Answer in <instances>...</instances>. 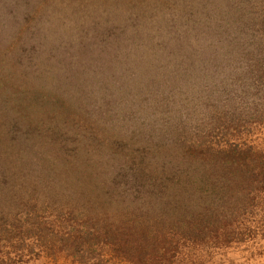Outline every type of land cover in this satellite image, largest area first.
<instances>
[{"label": "rangeland", "instance_id": "374dc122", "mask_svg": "<svg viewBox=\"0 0 264 264\" xmlns=\"http://www.w3.org/2000/svg\"><path fill=\"white\" fill-rule=\"evenodd\" d=\"M84 3L88 19L71 27L76 33L56 27L57 33L39 39L50 66L35 64L36 54H21L2 68L10 75L23 67L12 75L21 79L20 87L33 79L61 86L59 93L83 107L93 123L43 140L17 122L10 105L0 104L21 142L31 146L24 158L18 154L0 165V264H159L155 245L166 264H264V187L250 188L247 177L213 167L230 151H264V0L254 2L256 12L251 5L246 14L236 10L230 17L207 8L208 0H130L123 2L126 8L110 0H71L64 9L73 16ZM104 4L115 6L113 15L100 13ZM9 32L0 30V38ZM98 42H106L101 52ZM182 44L189 50L179 52ZM62 48L68 51L59 57ZM102 74L110 77L102 80ZM111 75L140 93L119 111ZM143 99L148 107L138 104ZM140 114L157 123L158 135L162 129L154 145L148 141L151 124L142 123ZM109 142L127 144L137 152L136 162L156 174L144 173V165L136 170L139 162L113 152ZM67 153L71 163L63 169ZM60 169L66 180L59 187ZM260 189L256 198L244 195L246 202L232 207L234 192ZM238 208L234 220L224 216ZM60 217L62 233L51 227ZM147 220L152 229L140 245L134 240ZM232 224L239 233L225 236ZM119 236L137 249L119 248Z\"/></svg>", "mask_w": 264, "mask_h": 264}, {"label": "trees", "instance_id": "16d2710c", "mask_svg": "<svg viewBox=\"0 0 264 264\" xmlns=\"http://www.w3.org/2000/svg\"><path fill=\"white\" fill-rule=\"evenodd\" d=\"M71 1V0H70ZM69 0H0V30H8L10 29L9 35L2 40L0 38V96H1V103L8 104V107L10 105V111L13 113V117L15 116L17 119V122L21 126H25L32 137H41L43 140H45L49 136H55V135H64L69 136L72 135L71 130H73V126H75V129L82 128L87 123H93L90 118L86 115V112L83 109V107L78 106L77 102L75 104V101H70L71 99H66L65 95L60 94L59 92L62 90L61 86L57 85L53 82L47 83L42 80L41 82H35L33 79V82H28L23 80V87H20L21 79L17 76H19L20 72L22 71L23 67H18L16 70L13 71L10 75L5 74L2 71L3 65L5 63V60L10 59H20L24 55H32L36 54L37 58L34 62H37L35 64L46 63L48 66L49 62L46 60V51L43 49L42 42L40 41L42 36H46L45 34H50L51 31L57 33L56 27H59L60 30H64L66 28L70 29L73 25L79 23V21L86 22V19H88V15L84 14V4L77 5V8L74 11V15L71 16L70 13H67V11L64 9L66 6L71 8ZM104 3H106L109 0H102ZM112 1L113 5L117 7H125L126 5L124 3H130V0H110ZM256 0H208L207 8H219L221 9V13L223 16L228 15L229 17L233 15V13L236 12V10L244 12L243 14H246L248 12L249 8H253V12H256V4L254 3ZM124 2V3H123ZM252 4H251V3ZM155 3V1H154ZM114 7L109 6V4H104L101 7H98L100 13L102 15H110L113 12ZM153 7V4L150 5L148 8L151 10ZM255 9V10H254ZM250 11V10H249ZM252 11V10H251ZM155 14V13H154ZM113 15V13L111 14ZM107 16V17H108ZM159 16V15H158ZM39 17H42L40 21H38ZM43 18L47 22H41ZM37 22V25L34 26L33 22ZM41 22V23H40ZM16 23L18 27H16ZM39 24V25H38ZM73 32L76 33V30L74 28H71ZM29 35V36H28ZM59 36V35H58ZM65 36H63L64 38ZM30 38V39H29ZM30 40V42L28 41ZM40 39V40H39ZM45 45H47V42H44ZM55 43L57 46H59L61 43L64 45H67V42H52ZM149 43V42H147ZM191 43V42H190ZM106 44V42H98V47L96 50L98 52H101L103 50V46ZM114 42H107V47L110 46L113 47ZM127 47H130L129 42H125ZM187 45V44H186ZM61 47V46H59ZM123 47V54L125 55L126 47ZM188 47V45H187ZM186 46L178 45L179 52L183 53L184 49H187ZM115 47H113L114 49ZM61 53L59 54V57L66 51L67 49L62 48L59 49ZM191 51V50H190ZM121 53V52H120ZM58 54L55 55V58L59 60ZM9 55V56H8ZM264 60L263 52L259 55ZM101 58V57H100ZM22 62V61H21ZM60 63V69L61 67H65L64 63H62L60 60L58 61ZM79 63H82V60L79 59ZM117 64L120 62H116ZM70 63H68L69 65ZM74 64V62L72 63ZM85 63H82V65ZM97 64V62H95ZM129 65V64H128ZM127 65L126 69L128 70L129 66ZM58 68L55 66V70ZM54 70V71H55ZM59 70V69H58ZM57 70V71H58ZM17 75V76H12ZM113 75V74H112ZM109 80V85L115 90V93H113V101L115 104V107L118 108L119 105L125 104V106H128L129 103L131 104L134 100L139 98L140 93L135 88L134 85H129L127 82H120V84H116V80L112 77ZM36 79L41 78L39 75H35ZM61 76H63L61 74ZM107 77H110L109 74H102V80H106ZM259 78L264 79V74L260 76ZM127 83V84H126ZM129 89V90H127ZM58 92V94H55ZM9 102V103H8ZM138 104H142L143 106H147L145 100H140ZM121 110V108H118ZM11 113V114H12ZM141 115V114H140ZM142 116V115H141ZM143 117V116H142ZM94 121V120H93ZM11 118L9 116H6L4 111H0V165L7 164V158H9V162L13 161L18 154L22 155L23 158L26 156V151L31 146L24 145L19 135L18 130H14L13 124L11 123ZM97 122V121H95ZM142 123L151 124L149 125V135H148V141H151V145L156 144L155 139L157 138V130L159 128L155 127L157 123H153L152 120L149 118L145 119L143 117ZM84 130H87L82 128ZM162 132V129L159 131ZM159 133V135H160ZM158 135V137H159ZM46 137V138H45ZM110 146L113 148L112 151L115 153H120L125 157H129L130 159L134 160L136 162L137 152L136 151H128L127 150V144L121 143L124 145V148H121L119 146H112V143L109 142ZM20 145V151L18 153L15 152V149L17 146ZM10 152V153H9ZM72 153V151H71ZM71 153H67L66 160L62 162L61 165L63 169L67 168V163L70 164L71 161H69V155ZM147 153V152H145ZM229 155H231L230 158H225L223 160V163L217 164L213 166L214 168H221V169H231L230 172H233L232 175H235V173H239L244 177H247L245 183L250 182V188L254 187V184H259L260 187H264V151H254V150H248L247 152L238 150L236 151H230L228 152ZM14 155V156H13ZM18 161L20 159H17ZM16 160V161H17ZM30 160V157H28V161ZM15 161V162H16ZM25 159H23L22 164L24 163ZM145 162L142 161V164L140 168H136V170H141L142 166ZM254 163V165H253ZM253 165V166H252ZM143 172L147 173L149 176H152L153 174H156L152 167H149L147 164L144 165ZM252 166V167H251ZM63 169H60V172L57 173V176L55 173L50 174L49 177L54 178L56 176V179L58 181V185L60 187L61 183H65L66 177L64 174ZM142 172V171H141ZM240 180V178H239ZM52 183V182H51ZM50 190H55L56 188L53 186V184H48ZM262 191V189L257 190L252 195L244 194L241 195L239 191L234 192L233 195L236 199L232 200L233 208H237L240 204L246 202V198H244V195L248 198L253 197L256 198L258 193ZM50 194V193H48ZM239 194V195H238ZM57 196V195H55ZM230 199V198H229ZM159 203L155 204V209H157V205ZM60 210H62L61 206ZM54 207H52V210L54 211ZM59 209L57 210L58 216H61V211ZM241 213V210L236 209L235 211H232L230 214L225 213L224 216L227 218H230L229 220H234L239 214ZM233 217V219H232ZM34 220L37 222V224H42L45 221L39 220L38 217H34ZM228 220V219H227ZM148 224L145 226V230L142 231V237L139 239L134 240L138 244H142L143 240L144 242L147 241V235L149 234V231L147 229H152L151 223L153 221L147 220ZM4 223H6V220H4ZM53 224V225H51ZM51 227L52 230L58 229V232H63V224L64 221L61 219L54 218L51 221ZM156 224V223H155ZM196 224H191L189 228H194ZM246 225L245 227H247ZM239 226H236L234 224L230 226H227L224 228V235L229 236L230 233L234 232L239 233L236 230H240L238 228ZM195 229H198L197 227L193 229V232H195ZM252 229V227H248V230ZM102 231L101 228L98 229V232ZM113 233V232H112ZM155 234V233H154ZM119 241V248L126 247V249H132L136 248V244L132 243L130 240L125 238L124 236H119L117 238ZM141 248H138L140 250ZM152 250L155 249L156 258L154 261H159V264H166L164 261L165 257L162 258L163 254L160 255L159 253L161 251L160 246H153L151 248ZM135 249L131 251V253L135 254Z\"/></svg>", "mask_w": 264, "mask_h": 264}]
</instances>
